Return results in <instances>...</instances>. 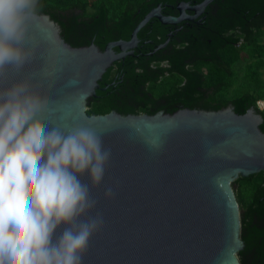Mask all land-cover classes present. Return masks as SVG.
<instances>
[{"label": "water", "instance_id": "water-1", "mask_svg": "<svg viewBox=\"0 0 264 264\" xmlns=\"http://www.w3.org/2000/svg\"><path fill=\"white\" fill-rule=\"evenodd\" d=\"M263 6L264 0H146L135 15L129 9L107 27L100 4L85 23L73 20L75 8L38 6L28 32L33 56L20 73L0 78V87L30 79L48 127L88 124L111 152L101 184L90 185L96 206L88 215L100 214L104 223L82 264H264V122L247 97L201 105V77L183 71L197 59L217 64L215 49L237 45L219 34L240 33ZM179 43L187 46L173 51ZM161 61L169 68L147 69ZM161 72L178 74L184 84L153 101L142 85ZM97 101L110 112L87 116L88 102ZM135 108L143 115H132ZM257 173L263 187L253 194L255 208L241 213L232 188ZM81 180L89 183L86 174Z\"/></svg>", "mask_w": 264, "mask_h": 264}, {"label": "clouds", "instance_id": "clouds-1", "mask_svg": "<svg viewBox=\"0 0 264 264\" xmlns=\"http://www.w3.org/2000/svg\"><path fill=\"white\" fill-rule=\"evenodd\" d=\"M37 9L38 0H0V78L30 62ZM42 112L30 79L0 87V264H82L104 223L88 215L96 206L90 185L101 184L110 150L90 125L48 127Z\"/></svg>", "mask_w": 264, "mask_h": 264}, {"label": "trees", "instance_id": "trees-1", "mask_svg": "<svg viewBox=\"0 0 264 264\" xmlns=\"http://www.w3.org/2000/svg\"><path fill=\"white\" fill-rule=\"evenodd\" d=\"M146 0H38V6L41 10L50 9L52 12L59 10L65 12L68 9L75 8L77 14L73 20L77 23H85L94 19L98 13L99 4L103 13L102 20L105 27L111 23H117L122 19V14L127 12L128 16L135 15L136 9ZM237 40V45L223 44L214 50V55L218 63H212L207 60L197 59L190 66L184 65L183 71L193 72L201 77L202 82L199 90L205 92V97L200 99L201 105L216 106L230 103L247 97L248 106L258 114L264 122V107H259L258 102L264 104V6L251 20L245 23L240 33L228 30L220 33L219 36ZM186 43L175 44L172 48L182 50ZM167 61L149 62L147 69H168ZM115 68L108 71L104 82L110 81ZM132 74H141V70L133 67ZM242 83V91L235 92ZM184 84V79L176 73L161 72V76L156 77V81L145 82L142 85L143 92L156 101L160 97H170ZM192 100L198 99L199 95L191 93ZM143 109H148L145 105ZM143 109L135 108L132 115H143ZM87 116L105 115L110 112L107 104L102 101L88 102V107L84 110ZM238 179V180H237ZM235 186L232 188L234 199L241 213L245 212L247 207L250 210L255 208L252 203L255 189L262 188L261 175L259 173L250 175L244 180L237 178ZM248 180V181H245ZM233 181V182H234ZM232 182V183H233ZM248 217L243 219L247 223ZM237 258V257H236ZM239 262V259H237Z\"/></svg>", "mask_w": 264, "mask_h": 264}, {"label": "rangeland", "instance_id": "rangeland-1", "mask_svg": "<svg viewBox=\"0 0 264 264\" xmlns=\"http://www.w3.org/2000/svg\"><path fill=\"white\" fill-rule=\"evenodd\" d=\"M263 54H264V53H263ZM263 76H264V73H263ZM263 78H264V77H263ZM261 84L264 85V81H262ZM234 91H235V92L242 91V83H240L239 88L236 87Z\"/></svg>", "mask_w": 264, "mask_h": 264}, {"label": "built area", "instance_id": "built-area-1", "mask_svg": "<svg viewBox=\"0 0 264 264\" xmlns=\"http://www.w3.org/2000/svg\"><path fill=\"white\" fill-rule=\"evenodd\" d=\"M261 104H263V103H261V102H258V103H257V105H258L259 107H261V106H260ZM261 108H262V107H261Z\"/></svg>", "mask_w": 264, "mask_h": 264}]
</instances>
